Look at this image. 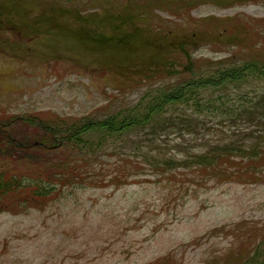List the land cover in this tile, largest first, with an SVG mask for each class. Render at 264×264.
Masks as SVG:
<instances>
[{"label":"rangeland","instance_id":"obj_1","mask_svg":"<svg viewBox=\"0 0 264 264\" xmlns=\"http://www.w3.org/2000/svg\"><path fill=\"white\" fill-rule=\"evenodd\" d=\"M248 17L264 20V0H0V136L76 135L53 171L0 151V173L33 181L0 199V264H264V181L246 177H264L249 160L264 147V27ZM253 62L262 74L194 88L148 124L98 125ZM214 147L203 162L243 158L229 170L244 182L197 172Z\"/></svg>","mask_w":264,"mask_h":264},{"label":"trees","instance_id":"obj_2","mask_svg":"<svg viewBox=\"0 0 264 264\" xmlns=\"http://www.w3.org/2000/svg\"><path fill=\"white\" fill-rule=\"evenodd\" d=\"M250 24H252V23L250 22ZM263 25L264 24H261V25L256 24L255 26L258 27V29H260V26H263ZM259 34L261 35V38L263 39V45H264L263 31H259ZM254 69L259 74H262V70L260 69L258 63L253 62V63L248 64L246 66V68H244L242 70L231 71L219 79H216V80L211 79V80L201 82V83L189 84V85H187L186 88L194 87V86H197V88L207 87V86H212V87L216 88V87H219L222 83H225L227 81L234 82V83H240V82L246 81L247 80V73L250 74L249 71H253ZM262 75H264V74H262ZM259 77L264 79V77H261V76H259ZM185 96H186V89H183V88L178 89L174 93L166 92V93L162 94V99L160 102H158L154 106L149 107V111L146 113L144 120H140L138 118H131V119L113 118L109 122L98 123V125H100L101 127H104L108 123H111V124L118 123L117 127H119V128L118 129L115 128L116 130H124V129L133 128V127L140 126V125H145V124L150 123L151 118L154 115H157L158 113H160L164 106L171 104L173 102L182 100L183 98H185ZM256 97H258V96H256ZM260 104H261V107L264 108V100H261ZM256 109H257V106L255 105L254 108L250 110V113L252 115H255ZM245 112H247V111H245ZM260 121H262L261 118H260ZM88 124L95 125V124H93V122H89L86 125H88ZM75 136L76 135H74L73 137H75ZM220 148H225V146L220 147ZM217 149H219V148L214 147V148L210 149V151L208 153L202 152L200 154L192 156L193 159L197 160V162H195V164L197 165V169H198L197 172H199L200 174L202 173V174L209 175V179H216L218 183L230 182V181H234V180L244 182L245 177L240 176V174L243 172V168H237L235 171H232V170L230 171L229 170L230 169L229 163L236 164V165H240V164L242 165L245 160L243 158H241V160H237L236 158H234V155L232 157L231 153L227 152L228 148L226 149V152H227L226 156L224 158L220 157L219 162L213 163V164H211V163L205 164V162H203L207 158L208 155H210L211 153H213V151H215ZM253 149L254 148H251L250 151H252ZM255 149L256 150H253L252 152H255V154L257 152L258 154L256 155L255 158H252V155L249 154L250 155L249 160L256 162V161L263 159V164L261 165L263 167L264 166V147H259V148H255ZM257 157H262V158L256 159ZM227 163H228V165H226ZM86 166H88V165H86ZM71 168L73 170V177H81L82 176V174L79 172V168L70 166L69 169H71ZM248 173H250V172L248 171ZM89 174H90L89 171L86 170L85 176H89ZM251 174H252L251 176H246V177H248V179L251 178L250 180L252 182L258 183L260 181H264L263 174L256 171L255 169L251 170ZM87 178H89V177H87ZM24 181H22L19 184L17 179L15 177L11 176L10 174H8L7 172L1 174L0 175V199L4 196L7 197V196L14 195V193L17 192V188L22 189V185H24L26 188H30L32 186L33 181H25V182ZM201 181H203V180H201Z\"/></svg>","mask_w":264,"mask_h":264}]
</instances>
